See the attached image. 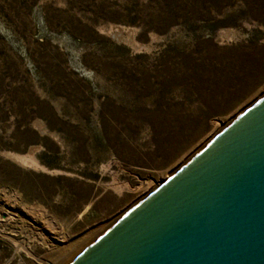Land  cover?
<instances>
[{
    "label": "rangeland",
    "instance_id": "rangeland-1",
    "mask_svg": "<svg viewBox=\"0 0 264 264\" xmlns=\"http://www.w3.org/2000/svg\"><path fill=\"white\" fill-rule=\"evenodd\" d=\"M263 95L264 0H0V264H66Z\"/></svg>",
    "mask_w": 264,
    "mask_h": 264
},
{
    "label": "water",
    "instance_id": "water-1",
    "mask_svg": "<svg viewBox=\"0 0 264 264\" xmlns=\"http://www.w3.org/2000/svg\"><path fill=\"white\" fill-rule=\"evenodd\" d=\"M66 264H264V95Z\"/></svg>",
    "mask_w": 264,
    "mask_h": 264
},
{
    "label": "bare ground",
    "instance_id": "bare-ground-1",
    "mask_svg": "<svg viewBox=\"0 0 264 264\" xmlns=\"http://www.w3.org/2000/svg\"><path fill=\"white\" fill-rule=\"evenodd\" d=\"M110 28L113 32H117V33H121V31L123 30V28H121V26H118V25H111ZM124 29L127 34H130L132 32V29L130 28H124ZM226 36H228V34H226ZM139 46L141 47L142 45H139ZM10 156L11 158H13L18 163H20L21 165L25 167H31L34 169H40L48 173H53L51 170H48L44 165H42L38 161L37 157L35 156V148L33 147L29 148L27 152L23 154L22 153H10ZM113 186H114V189H116L117 191L121 190L119 185L113 184ZM43 264H47V263L43 262Z\"/></svg>",
    "mask_w": 264,
    "mask_h": 264
}]
</instances>
